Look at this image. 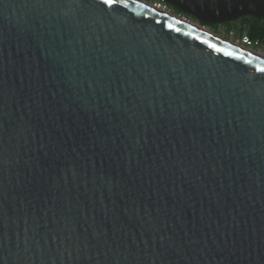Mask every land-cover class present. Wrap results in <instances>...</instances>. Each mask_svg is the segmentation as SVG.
<instances>
[{"label": "water", "instance_id": "95a60500", "mask_svg": "<svg viewBox=\"0 0 264 264\" xmlns=\"http://www.w3.org/2000/svg\"><path fill=\"white\" fill-rule=\"evenodd\" d=\"M113 8L0 0V264H264V56Z\"/></svg>", "mask_w": 264, "mask_h": 264}, {"label": "built area", "instance_id": "2783aa9c", "mask_svg": "<svg viewBox=\"0 0 264 264\" xmlns=\"http://www.w3.org/2000/svg\"><path fill=\"white\" fill-rule=\"evenodd\" d=\"M137 1L144 2L145 4L150 5L151 7L160 8L164 11L169 12V8L167 7V5L164 3L163 0H137ZM182 18L186 19L185 17ZM228 34L231 38L230 42L250 48L256 52L261 53L262 56H264V47H262V43L259 39H251L245 33L239 34L235 30V28L229 30Z\"/></svg>", "mask_w": 264, "mask_h": 264}, {"label": "bare ground", "instance_id": "6f19581e", "mask_svg": "<svg viewBox=\"0 0 264 264\" xmlns=\"http://www.w3.org/2000/svg\"><path fill=\"white\" fill-rule=\"evenodd\" d=\"M139 3L142 4V5L151 7L150 5L145 4L144 2H139ZM153 8L156 9V10H158L163 16H165V17H167V18H169L171 20H174V21H176L178 23H181V24L186 25V26H188L190 28H193L195 30H198V31H200V32H202V33H204V34H206V35H208V36H210V37L218 40V41L225 42V40L223 38L218 37L216 34H214L213 32H211L208 28H206L204 26H201L200 24H198L195 21H189V20H186L184 18H180L179 16H177L175 14H172V13H170L168 11H164V10H162L160 8H155V7H153ZM228 42L226 41L225 43H227L229 45H232L233 47H236L237 49H239L242 52H245L247 54L248 53H252L251 56H253V57L262 58V54L259 53V52H256V51H254V50H252L250 48L244 47L242 45H237L235 43H231L230 44Z\"/></svg>", "mask_w": 264, "mask_h": 264}, {"label": "trees", "instance_id": "16d2710c", "mask_svg": "<svg viewBox=\"0 0 264 264\" xmlns=\"http://www.w3.org/2000/svg\"><path fill=\"white\" fill-rule=\"evenodd\" d=\"M239 25L242 31L251 39H259L264 47V17L253 18L250 16H243L239 20ZM235 28L234 25H229L226 31ZM240 31V32H242Z\"/></svg>", "mask_w": 264, "mask_h": 264}, {"label": "snow or ice", "instance_id": "6c2138e0", "mask_svg": "<svg viewBox=\"0 0 264 264\" xmlns=\"http://www.w3.org/2000/svg\"><path fill=\"white\" fill-rule=\"evenodd\" d=\"M99 2H100L101 5L105 6V10H108V9H113L114 10V8H113L114 5H118L119 4V5H123V6L126 7L127 6V3H128V0H99ZM209 47L212 48V49H214V50H216V51H218V52H223L224 51V49L218 48L216 44H211L210 43L209 44ZM227 55L233 56L234 53L228 52ZM247 55L248 56H251L252 53H248ZM236 59L244 60V56L243 55L236 56ZM245 62L251 64V61L250 60H245ZM256 71L264 73V68H262L259 65H257ZM146 127H147V125H146ZM42 147H46V145H42ZM159 240L161 242H163L164 241V237L163 236H160L159 237Z\"/></svg>", "mask_w": 264, "mask_h": 264}, {"label": "flooded vegetation", "instance_id": "af4514ba", "mask_svg": "<svg viewBox=\"0 0 264 264\" xmlns=\"http://www.w3.org/2000/svg\"><path fill=\"white\" fill-rule=\"evenodd\" d=\"M164 3H165V4L167 5V7L170 8L174 13H176V14H178V15H185L187 18H190V19H192V20H195V18H194L192 15H190V14H188V13H185V12L181 11L180 9H178L177 7L171 5V4L168 3V2H165V1H164ZM239 20H240V18L237 19V20L226 21V22H222V23H209V24H204V23H202V25H205V26H207V27H221V28L224 29L225 31H226V28H227L229 25H234L235 30L237 31V33L242 34V32H243L242 30H243V29H241V26L239 25V22H240ZM240 31H242V32H240ZM243 33H244V32H243Z\"/></svg>", "mask_w": 264, "mask_h": 264}, {"label": "rangeland", "instance_id": "374dc122", "mask_svg": "<svg viewBox=\"0 0 264 264\" xmlns=\"http://www.w3.org/2000/svg\"><path fill=\"white\" fill-rule=\"evenodd\" d=\"M169 12L178 16V14L174 13L170 8H169ZM179 17L180 18L185 17L189 21H195V20H192L190 18H187L186 16L179 15ZM203 26L206 27V28H208L211 32H213L214 34H216L218 37L224 38L226 40L231 41V38H230V36L228 34V31H225L221 27H207L205 25H203Z\"/></svg>", "mask_w": 264, "mask_h": 264}, {"label": "crops", "instance_id": "0c3cea01", "mask_svg": "<svg viewBox=\"0 0 264 264\" xmlns=\"http://www.w3.org/2000/svg\"><path fill=\"white\" fill-rule=\"evenodd\" d=\"M243 33V32H242ZM240 34V33H239Z\"/></svg>", "mask_w": 264, "mask_h": 264}]
</instances>
